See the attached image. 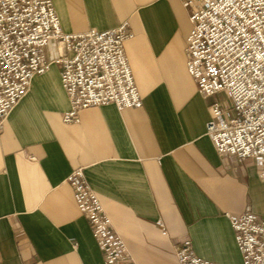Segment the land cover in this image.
Returning <instances> with one entry per match:
<instances>
[{
  "label": "crops",
  "instance_id": "0c3cea01",
  "mask_svg": "<svg viewBox=\"0 0 264 264\" xmlns=\"http://www.w3.org/2000/svg\"><path fill=\"white\" fill-rule=\"evenodd\" d=\"M51 2L66 34L127 22L124 55L141 107L101 105L63 123L58 47L45 46L49 70L32 78L0 130V264H103L66 182L77 169L133 264H176L183 240L203 260L241 264L227 215L264 220V181L251 160L217 155L205 134L210 106L230 102L200 96L186 71L184 0Z\"/></svg>",
  "mask_w": 264,
  "mask_h": 264
},
{
  "label": "built area",
  "instance_id": "2783aa9c",
  "mask_svg": "<svg viewBox=\"0 0 264 264\" xmlns=\"http://www.w3.org/2000/svg\"><path fill=\"white\" fill-rule=\"evenodd\" d=\"M190 9L185 66L203 98L225 93L229 108L210 106L205 134L219 156L251 160L264 181V0H184ZM127 22L104 31L66 34L51 0H0V130L34 76L52 62L44 49L58 47L53 63L69 108L62 122L75 124L80 111L105 105L140 108L141 98L124 55L132 38ZM66 182L89 225L103 264H133L82 169ZM241 264H264V220L251 211L227 215ZM165 234L164 231H162ZM176 264H216L197 257L188 240L173 249Z\"/></svg>",
  "mask_w": 264,
  "mask_h": 264
},
{
  "label": "rangeland",
  "instance_id": "374dc122",
  "mask_svg": "<svg viewBox=\"0 0 264 264\" xmlns=\"http://www.w3.org/2000/svg\"><path fill=\"white\" fill-rule=\"evenodd\" d=\"M221 99H224L223 97H221ZM223 104L225 105V106H227V102L224 100L223 101ZM178 246V245H177Z\"/></svg>",
  "mask_w": 264,
  "mask_h": 264
}]
</instances>
